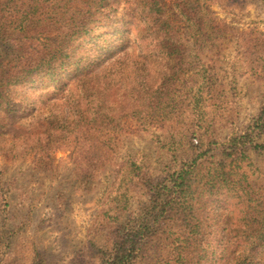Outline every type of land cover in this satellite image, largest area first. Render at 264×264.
<instances>
[{
	"label": "rangeland",
	"instance_id": "1",
	"mask_svg": "<svg viewBox=\"0 0 264 264\" xmlns=\"http://www.w3.org/2000/svg\"><path fill=\"white\" fill-rule=\"evenodd\" d=\"M149 1L166 2L168 13L180 17L177 43L157 40V24L147 25ZM88 3V14L101 18L95 35L111 31L105 36L111 39L116 29L115 48L99 68L100 97H88L84 78L65 79L59 88L47 80L13 88L30 106L17 124L23 128L7 131L0 112V264H34L36 248L46 264H97L91 241L112 236L117 211H137L148 201L150 178L159 181L189 158L192 144L218 149L253 130L264 143L255 126L264 108V0ZM111 74L113 115L121 119L108 126L100 119L91 137L84 128L74 134L73 103L84 109L92 100L104 112ZM126 88L137 100L124 101ZM150 113L151 120L143 117ZM105 128L120 141L100 165ZM85 159L92 160L90 173L82 169ZM241 165L253 200L241 205L222 194L204 213L206 222L263 221L256 213L263 206L249 204L264 190V151L248 149Z\"/></svg>",
	"mask_w": 264,
	"mask_h": 264
},
{
	"label": "trees",
	"instance_id": "2",
	"mask_svg": "<svg viewBox=\"0 0 264 264\" xmlns=\"http://www.w3.org/2000/svg\"><path fill=\"white\" fill-rule=\"evenodd\" d=\"M88 1L92 0H0V112L6 115L7 131L23 128L17 124L28 116L26 111L30 107L12 95L14 87L50 80L59 88L65 79L76 82L84 78L91 83L88 97H100L99 68L115 48L116 38L112 37L116 29L111 39L105 38L111 31L95 35L101 29V18L88 14ZM144 7L147 25L154 27L156 23L159 28L157 40L177 43L173 39H178L177 34L181 33L180 17L168 13L166 2L149 1ZM112 77L113 74L106 89L109 99L104 112L92 100L84 109L80 101L73 103L71 111L77 110L72 121L74 134L84 128L91 137L95 122L101 119L108 126L121 119L113 115ZM122 97L124 101L137 100L128 88ZM154 115L143 117L151 120ZM79 123L83 124L80 128ZM255 126L259 133L264 132V108ZM189 131L185 132L187 136ZM254 132L232 137L218 149L198 141L192 144L191 156L177 162L165 177L159 181L150 178L148 201L135 212L127 213L126 207H121L112 236L91 241L97 264H264V190L249 204L253 208L263 206L256 212L262 222L204 219V213L214 210L211 207L222 194H227L229 199L237 198L241 205L245 199L253 200L246 193L248 187L241 182L246 175L241 163L248 149L264 151V143L257 142ZM102 135V146L97 148V153L101 158L99 164L106 165L120 136L109 128ZM90 161L85 159L82 163V169L88 173ZM213 197L216 200H211ZM34 260V264H46L37 248Z\"/></svg>",
	"mask_w": 264,
	"mask_h": 264
}]
</instances>
